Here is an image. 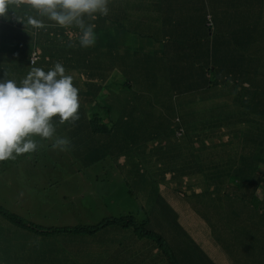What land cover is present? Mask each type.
<instances>
[{
  "label": "rangeland",
  "instance_id": "rangeland-1",
  "mask_svg": "<svg viewBox=\"0 0 264 264\" xmlns=\"http://www.w3.org/2000/svg\"><path fill=\"white\" fill-rule=\"evenodd\" d=\"M127 1V0H126ZM129 5L133 7L137 12L141 13L142 15H146L145 17L149 16L150 21H152L156 13L152 9H145L141 5L142 0H128ZM223 2V1H222ZM25 4H15L10 3L8 5V10L4 16H0V63H3V56L5 54L4 47L10 48V39L11 35H9V31L11 33H17L18 35L24 38L22 43L18 45V50L21 49L22 51L17 53L11 58V63L13 66H18L13 68L14 76L13 78L17 79V86H21V81L26 78L28 72L31 70V66L25 63L28 61V56L30 51L33 50L28 42V37L33 35L34 32L27 29L26 23H28V17H33L29 12L34 10L28 3L23 2ZM213 4V3H212ZM141 10V11H140ZM219 10V8H218ZM214 24L217 25L215 32L217 31H233V34H230L228 39H233V37L237 34L238 44L243 46L238 47V55L240 58L243 59L244 67L248 68L245 74L247 75V81L250 84V76L252 77L253 74L257 71V69H264V40L256 41L254 38V33H251L248 30H241L238 28H234L230 26L227 21L229 22L230 19L224 16L221 20L216 17V12L210 10ZM223 15H227V10L225 7L219 10V13ZM220 13V14H221ZM185 16H191L184 13ZM45 16V15H44ZM196 19L200 18V15L196 16L193 15ZM232 17V14L230 15ZM147 18V20L149 21ZM85 23H93V20H89L85 17ZM79 29L78 27H76ZM75 28V29H76ZM223 28V29H221ZM95 31V29H94ZM262 33L264 35V29H262ZM80 34L77 36L78 44H80ZM62 40L59 45V53L60 56L67 57L70 62H66L65 72H67V68L70 66L71 60L70 57L73 50L66 52L68 49L69 41L65 39ZM65 40V41H64ZM143 37H138V42L143 48L142 44L144 42ZM253 41L254 44H250L249 42ZM35 43V41H34ZM14 45V44H13ZM35 46H39L35 43ZM40 46L43 47V41L40 40ZM39 46V47H40ZM212 47V44L209 40L199 36L198 40L194 42L193 46L185 47L188 54H190L193 58L196 55H202L209 51ZM67 49V50H66ZM147 49V48H145ZM72 51V53H71ZM195 52V55L193 53ZM191 59V57H190ZM191 64V62H190ZM188 64V66H190ZM197 66L194 69H191L189 72H194V77L190 83L182 89V93L177 94L173 93L169 94L167 87H165V91L162 94H159L158 91H150L148 95L143 93L140 87H134L133 89H126L124 88L123 92H121V100L122 97L130 98L132 102V106L128 108V116L127 121L125 122L127 125L126 127H133L128 130H124L123 128L118 127L115 130V135L111 138H106V135L103 134H94L86 140V147L84 151L85 158L81 157L79 159L74 160V158H78L79 155L76 151V148L70 149L69 136L70 135H61L59 132L60 122L59 117L54 118V128L55 131L53 136L50 138H42L40 136H33L32 139L38 145L39 151L38 154L35 156L27 157L19 159V155H15V158L12 161H15L12 164L3 165L0 168V206L4 207V196H8V200L10 202H14V200L19 201L18 192L21 190V195L27 197L26 198V207H27V220L28 224L30 223H38L42 226H53L59 223V220L66 219V222L70 225H80V224H91L96 222V220L100 223L103 219V215L100 214L101 208L100 203L102 201L103 190H98V185L101 187L103 186V181L93 182L91 178L96 177H103V168H110L114 166V161L116 157L114 156L112 150L109 147L102 148L100 146L96 149L95 144L96 141L100 138L107 139V143L109 145L116 143L115 149L118 150V158L120 161L125 160L127 158H132L134 153L141 149L142 152L148 149L146 152L149 151V142L156 136L153 140L154 143L159 141V144L162 142L163 148L161 149L160 156L170 155L173 153L172 147L167 145L170 143V138L173 136L171 134L170 128V121L169 118L165 119L169 121V124L165 125L166 130L164 133L153 134L155 132V128L153 132L150 133L153 127H157L155 122H159V119L163 115H169L170 112L179 111H194V114H198L197 111H211L213 112L219 106H223L225 104L224 100H220L217 102H207L201 103L200 99L196 97V89L198 88V92L202 91L199 87L204 83V79L201 78L203 65L201 63L196 64ZM0 66H3L0 64ZM209 68H212L209 67ZM7 73L10 69L3 68ZM177 74L175 79L178 81L179 79L185 80V75L183 70L180 67L176 69ZM175 71V72H176ZM206 71V70H204ZM73 71L72 69L66 73V75L70 74L72 77ZM208 73V72H207ZM206 73V74H207ZM26 74V75H25ZM131 74H134L133 76ZM205 74V75H206ZM255 75V74H254ZM127 76L130 77L127 80ZM136 76L133 72H127L121 75V80L118 83L122 84L124 81L134 82L132 78ZM20 78V79H18ZM258 78V77H257ZM255 79V78H254ZM5 80V77H1L0 81ZM82 84L85 81V77L79 75L78 77L75 75L73 78V85L79 91L78 84ZM199 83V87H196V83ZM184 82V81H183ZM181 82V84L183 83ZM257 83V89L259 90L262 86L259 79H255ZM120 92V89H119ZM138 93H142L146 99H149L147 104V108L141 109L140 117L136 118L135 113L138 110L139 102L136 99V95ZM177 96V97H176ZM79 97V104L80 108L78 111V119L73 121L65 122L64 125L73 124L78 120H87L88 126L90 120L93 116V111L89 112V99L85 98L84 96ZM120 98L118 100L120 101ZM106 101L108 105H113L115 103L116 94L113 96L104 97L103 95L100 96V102ZM152 103V105H150ZM154 103V104H153ZM156 103V104H155ZM120 106H117L115 109H112V118L122 121V114H125L123 109L124 102L121 101L117 103ZM107 105V106H108ZM176 109V110H175ZM101 119L105 118V114L103 111V115H101ZM154 120V121H153ZM192 120V119H191ZM205 120L204 118L201 119ZM193 121V120H192ZM139 122V123H138ZM131 124V125H130ZM116 125V124H115ZM206 127L203 125L196 126L194 129L198 132L199 135L191 134L189 138L197 136L196 139L198 140V144L202 143H209L204 141V133L209 132V130L205 129ZM167 129L169 130L167 134ZM130 130V134L125 133ZM136 132V134H134ZM137 137V138H136ZM157 137L163 138L164 141L157 139ZM59 138H65L70 143L61 147H53L55 141ZM136 138V139H135ZM151 138V139H150ZM188 138V139H189ZM133 139H135L133 141ZM173 141H181L183 138H178L176 136V132L172 137ZM205 144H203L204 147ZM210 145L209 148L206 150H200L199 153L210 152L211 156L210 159H215L217 164L224 163L229 157L227 156V150L223 148H215L217 142L210 141L208 144ZM118 146V148H117ZM43 147V148H42ZM119 147H121L119 149ZM153 149V147H152ZM105 152L103 159V153ZM115 152V151H114ZM164 152V153H163ZM229 152V151H228ZM30 153V152H29ZM163 153V154H162ZM240 153L245 157V164H250L252 160H255V153L256 151L253 148H249L247 145H244L240 149ZM152 153H147L146 155H142L145 159L153 156ZM207 155V154H206ZM220 158H216V157ZM171 159H174L172 157ZM165 160V159H164ZM197 162L196 160H193ZM103 162L105 166H103ZM201 162H197L195 168H193V173L197 174V177H190V174L185 173L180 177L178 182L170 183L171 191L166 194L167 201L171 204L173 199V195H177V191H174V188L179 189L182 186V191L184 197L186 195L194 194V190L200 187H203L205 190L207 184L206 174L203 170H201ZM156 168V167H155ZM154 166H140V170H137L132 162L127 163L126 167H123V172H119L118 174H137L138 176L143 173H152V169H155ZM168 168L167 173L169 174L167 178H170V174L172 173L170 166L165 167ZM112 174H116V171ZM23 176L27 177H40L42 176L41 181H24ZM238 174H231L230 181L228 185H226V189L229 192L231 187L236 189V185L233 182V179ZM67 178H71L74 180H81V184L79 187H74L70 183H65ZM34 180H39V178H33ZM172 179V178H171ZM103 180V178H101ZM72 181V180H70ZM93 185L92 192L89 194L86 193V190ZM123 187V186H122ZM125 190V189H124ZM139 190V189H138ZM201 189V191H203ZM260 197L264 196V193L259 194ZM65 198L69 199L71 202L70 206H65L64 200ZM124 203L122 205L124 207H129V213L126 216H134L138 222H143V220L149 216L147 212V201L140 197L136 192L134 195L130 196L129 198L123 199ZM95 203V205L93 204ZM219 207L224 208L226 207L229 202L219 200L215 202ZM39 207H41V213L38 214ZM97 207H99L97 209ZM102 207V205H101ZM103 208V207H102ZM203 208V207H202ZM201 208V209H202ZM38 209V210H37ZM174 209L176 212L170 218L168 211ZM206 209V208H205ZM217 215V220L219 221V225L221 226L223 232H212V233H204V231L200 228L197 229L196 222H200L201 220L198 217V211L194 207V200L192 196L187 198V202L185 201H175L174 206L171 204L170 207H161L158 208V223L161 225H165L170 233L173 235V238L177 243H170L168 245V250L170 256L174 259L175 264H264V226L263 225H253V229L243 228L240 227L237 223L238 220L235 219V225L232 221H227L226 215L222 213ZM83 213H85L83 215ZM90 218L88 221H85L84 217ZM106 216V215H105ZM228 222V224H227ZM158 223L153 226L151 225L150 228L154 229L160 235H163L164 226L161 228L158 227ZM218 225V222L215 221ZM75 226V227H76ZM75 227H66L69 229H73ZM52 228V227H46ZM63 228V229H66ZM131 228L125 226H115L113 229H110L108 234H104V231L97 232V236L93 237L90 235H84L85 241H74V244H71L70 239H62L60 244L63 247L72 248L70 251H54L53 253L48 254L47 257H60L61 261L59 264H72L71 262L67 261L68 257H75L76 263L75 264H103L104 261L109 262L110 264H119V262H125V259H121L123 257H130L128 263L126 264H154V252L155 257H160V259H164L166 257L164 253V247L158 245L156 242V249L153 248L150 250L149 248L145 250H141V246L138 245L133 236V227ZM85 234V232H83ZM190 234V235H189ZM221 234V235H220ZM119 239V240H117ZM187 243V249L190 251V257L185 256L184 248L185 243ZM169 244V243H168ZM31 243L29 247H31ZM227 254V256H224ZM37 257H40L37 254ZM104 257V259H103ZM116 257V258H114ZM197 257H206L202 262ZM209 257H213V260H209ZM113 258V259H112ZM115 259V260H114ZM254 262H253V261ZM55 264V263H53ZM163 264V263H162Z\"/></svg>",
  "mask_w": 264,
  "mask_h": 264
},
{
  "label": "trees",
  "instance_id": "trees-1",
  "mask_svg": "<svg viewBox=\"0 0 264 264\" xmlns=\"http://www.w3.org/2000/svg\"><path fill=\"white\" fill-rule=\"evenodd\" d=\"M192 2L193 4L189 10L193 7L192 11L194 15H200L198 20H204V23L206 24L204 26L201 21V25L197 26L203 28V25L205 29H198L197 31H202L200 36H203V38L209 40L212 44L211 49L202 56L203 59L201 66L203 65L204 67L202 69L201 78L204 79V83L199 87V83L197 81L196 87H199L203 90L198 92L197 88L196 97L200 99L201 103L218 102V99H220L224 100L225 104H223V106H219L213 112L197 111L198 114H194V111L184 112L176 109V112H170L167 117L170 121L171 134L174 136L179 127H183L186 133L181 141H173V136L170 138L171 142L167 143V145L172 147L173 153L170 155H165L164 160L163 156H160L161 149L163 148V146L161 147L162 143L159 144V141H157L156 144H153L154 140H150V149L148 152H146L148 149L144 150V152H142L141 149L138 150H140L142 153L140 155V158L142 159L140 164L141 166H147L149 163V166H154V168L156 167L155 169H152V173H145L146 176H144L142 173L143 179H141L140 177L134 178L130 172L127 175L125 174L120 176L115 181L119 185H122L124 189H129V197L134 195L135 192L139 194L138 192L141 190L139 196L146 199V195H143L142 192L148 186L151 188V194L159 196L161 194V188H159V186L163 183V180H166V184L170 186V183L175 182L174 176H182L184 171L188 172L190 175H194L196 173L192 172L193 168L196 167L197 162H201V170H203L206 174L207 184L205 190H203V187L199 186V189H202L203 191L192 196L194 205H197L196 208L201 209L200 206H208L212 207V209L219 208L221 211L226 212L229 221H232V219L233 221H235V219L238 220L239 223L237 224L239 226L240 224H244V220H247L253 225L259 224L264 226V196L260 197L259 195L262 192L264 193V69L258 68L254 73L255 75L253 74L252 77L250 76V84L248 83L247 75L245 74V71L247 72L248 68L244 67L243 59L238 55V47L243 49V46L238 44L237 34L233 37V39H228L226 37H228L230 34H233V31H217L216 33L215 29L217 28V25L214 24L210 11H215L216 17L221 20L224 16L227 17V15H223L221 11V14H219V10L222 9V7H225L227 13L229 14L228 18L230 19V21H227V23L230 26L241 30H248L251 33H254L253 36L256 41H261L264 40V35L262 33V29H264V0H211L210 2L214 5L211 4L210 10L209 7H207L205 0H192ZM29 13L38 20L40 13L37 10L34 9ZM231 14L232 17H230ZM155 19L156 18L151 21L152 30L154 29L153 27L155 24ZM41 22L44 25V27L41 28H37L26 23L27 29L34 32L33 35L28 37V42L34 50L35 43L40 46V40L43 41V47L40 46L42 50L41 60L34 67H40L47 72L53 65V62L56 61L59 54V39L53 35V32L57 33L58 30L53 29L51 25L54 21L48 19L47 16H45ZM172 25L173 30H170L169 25H167L166 28H159L153 31V34L150 36L153 40H155V42L150 41V44L162 42L165 40V38H169L170 42L172 40L174 41V34L176 33L174 29L179 26L181 27V22H176L172 19ZM70 28H72V32L74 33L76 26L72 25ZM9 35H11L13 39H10V48L4 47L5 54L3 56V63H0L3 65L0 66V78L5 77V79L7 78L14 80L17 83V79L13 78L15 77L13 68L18 66L12 65L11 58L22 51L21 49L18 50V45L22 43L24 38H21L22 36L18 35L16 32L12 34L11 31H9ZM123 37L124 40H129V38H127V31H123L120 34V39ZM144 42H146L145 46H147V40H144ZM181 43L182 40L179 41V44ZM249 43L252 45L255 42L250 41ZM126 45L128 47L129 53L134 52V48L132 46L127 43ZM54 48L58 50L57 56L54 52ZM33 50L30 51L28 61H25V63L27 62V64H29L31 67L32 65L30 64L29 57ZM72 50L74 54L71 51L72 56L70 57V60L72 63L71 68L73 71V79L75 75L77 77L81 74L87 76V73L83 72L82 70V63H85L86 60L94 62L97 56H99L100 51H103V48H85L79 45V47H75ZM65 59L66 62H70L67 57H65ZM136 66L138 67L137 64ZM211 66L212 68H209ZM262 67L264 66L262 65ZM3 68L10 69V71L7 73ZM177 68L178 64L172 57H169V60L165 58L164 63L159 67H156L154 70L151 69V65L148 63L143 69H140L141 74L145 78V83L141 85V87H138H140L143 93H146L147 95L150 91L155 92L156 90L159 94H162L163 91H165V87H167L170 96L173 93L181 95L182 89L186 87L192 80L188 81L187 83L186 79L183 80L184 82L181 80L180 82L183 83L179 84V81L175 79ZM155 71H161L163 74V79L156 78L155 83H153L151 76L153 73H155ZM127 72L133 71L126 70V73ZM91 74L92 77H95L98 76L99 73L98 70H93L91 71ZM131 75L133 76V74ZM254 78L259 79L262 84L259 90H256L257 83L255 82ZM126 79L129 80L130 77L127 76ZM127 80L122 84L114 82L112 87H110L111 85H103V98L116 94L115 103L113 105H108L104 99L102 102L99 101L101 96L100 86L87 84L85 81L80 84L79 81L78 87H80L79 90L81 89V91L78 92L85 98L89 99L90 103L88 110L89 112L93 111V116L90 120L89 126L92 127L94 133L103 132V135L107 136L106 138H111L116 134L115 130L118 127L123 128L124 130H131V128H135L131 124L130 125L132 127H126L127 124L125 123L128 120V108L132 106L133 101L128 97H122V100L120 98L121 92H123L125 87L126 89H133L134 87H137L133 84V82H129ZM104 88H109V90L105 92ZM118 98H120V101ZM136 99L139 102L138 110L135 113V116L138 120L141 109H145L147 106H149L147 104L149 99H146L142 93H138L136 95ZM121 101L124 102L123 109L125 111V114H122V121L112 118V109L120 106L117 103H120ZM150 105H152V103H150ZM103 111L106 122L105 119L102 121L100 118V114L103 115ZM202 118L205 120L201 121ZM52 122H54V119ZM199 125H203L206 127V130H209V132L204 133V141L209 143L210 141L217 142L215 148H223L224 150H227V156L229 159H227L223 164H217L215 159H210L211 156L208 155H210L211 151L206 152L207 155L204 153H199L200 150H206L209 148V143L198 144V140L196 139L197 136L189 138V136H191L193 133L199 135L198 132L194 130L196 129V126ZM130 130L125 133L130 134ZM134 134H136V132H134ZM135 139H133V141ZM157 139L161 138L157 137ZM114 144L117 145L116 143ZM114 144H105L106 147H109L112 150L111 152H113L114 156L116 157V160H113L114 166L106 168L108 166L107 165L104 168L112 172L116 171V174H118L119 172H123V167L119 165L117 161L119 160V156L117 154L118 150L115 149ZM203 144H205L204 147ZM244 145H247L249 148H253L256 151L255 160H252L250 164H245V157L240 153V149ZM69 146L70 149L74 148L73 141H71ZM120 148L121 147H119V149ZM38 151L39 148L37 146V149L34 152H30L28 157L37 155ZM147 153H152L154 155L144 159L142 155H146ZM138 154L139 151H136L132 158H127L126 164L132 162L131 160L134 157H138ZM104 155L105 152L103 153V159H105ZM172 157H174V159H171ZM216 158H220L219 155ZM193 160H196L197 162H194ZM169 166L172 171L170 174L172 175V179L170 180L167 178L169 175L167 173L168 168L165 169V167ZM138 168L140 169V167H137V169ZM232 173L238 174V176H235L233 179L236 189L231 187L230 191L228 192L226 185H228L230 181V175ZM150 174H157L156 182H148L149 179L147 177L150 176ZM33 178L36 177H29L28 180L30 179V181H36ZM101 178L96 182L103 181ZM93 182L95 181L92 180V183ZM65 183H70L74 187H79L81 180L77 181L67 178ZM92 183L86 190L87 194L92 192ZM147 183L152 185H147ZM102 185V187L98 185V190L104 188V183H102ZM166 190V192H169L171 189L168 187ZM19 193H21V191ZM219 200L227 201L229 204L226 207L221 208L215 203ZM18 203L19 202L16 201L14 204ZM166 206L169 208L170 204L168 203ZM1 208L0 211L4 215L15 219L22 225L25 224L24 220H20L16 216L5 212L8 211L7 207ZM127 208L128 207L122 208L120 214H118V212L115 210H109L107 208V213H105L106 216H103V219L100 223L97 222L93 225L86 224V226L79 225L73 229L63 230H79L92 234L102 230L103 228H111L117 225H123L131 229L133 227L134 234L139 239H145L151 236L155 237L157 244L164 247V253L166 254V248H168L167 240L163 235H160L157 233V231H154L148 226L157 217V213H155V209H153L154 204L152 201H149L150 209H147L149 216H147L143 222H138L134 216H126ZM100 214L103 215V208L101 209ZM157 221L158 220H156V224L158 223ZM162 226H164L163 231L168 230L165 225L158 223L159 228ZM1 251L2 249H0V252ZM187 257H190V255ZM159 258L160 257H156L155 260H159Z\"/></svg>",
  "mask_w": 264,
  "mask_h": 264
},
{
  "label": "crops",
  "instance_id": "crops-1",
  "mask_svg": "<svg viewBox=\"0 0 264 264\" xmlns=\"http://www.w3.org/2000/svg\"><path fill=\"white\" fill-rule=\"evenodd\" d=\"M141 5L145 7V9H152L155 11V24L154 29L152 30V23L149 19V16L147 18L142 15L141 13L137 12L133 7L129 5V1L127 0H108V8L109 12L107 16H101L99 14L97 15V18L93 21V23L96 25L95 27V36H96V42L94 46H91L92 48L101 47L103 48V51H100L99 56L95 59L94 62L86 60L85 63H82L83 71L87 73V76L85 77V82L87 84L92 85H98L101 87V95H103V85H111L113 86L114 82H118L121 79V75H123V72L126 73V70H131L133 73L136 74L132 78L134 81L133 84L135 86L143 85L145 82V78L141 74L140 69H143L148 63L151 65V69H155L156 67H159L162 65L165 61V58L169 60V57H172L176 60L178 67L181 68V70L185 71V79L186 83L193 79L194 72H189L191 69H194L196 67L197 62L202 63L203 54L202 55H196L194 58L188 54L187 50H185V47H190L194 45V42L198 40L200 34L202 31H197L198 29H205L204 26L206 25L204 23V20L202 21V27L197 26L201 25L200 20H195L196 18L193 16L194 13L192 11V8L189 10V8L192 6L193 2L192 0H142ZM207 7L211 6V0H205ZM215 1V0H213ZM214 5V4H213ZM217 5V4H216ZM141 11V10H140ZM184 13L191 16H185ZM220 14V13H219ZM46 16V15H45ZM42 15L41 20L45 17ZM229 14L227 13V17ZM203 17V15H202ZM172 19L176 22H181V27H176L174 31L176 33L174 34L175 40L171 41L169 38H165L164 41L159 43H151L155 42L151 38L150 35L153 34V31L159 29V28H166L167 25H169V29L173 30L172 25ZM202 19V18H201ZM154 22V21H153ZM53 29H57L58 32H53V35L58 37V45H60V42L65 39L66 41L69 40L68 51L75 47H79L80 44H78L77 36L80 34V29H75L74 35L72 34V28L70 27H61L57 25L55 22L51 25ZM123 31H127V38L129 40H124V37L120 39V34ZM138 37H143L144 39H147V46H145L146 42H143L141 48ZM203 37V36H202ZM64 40V41H65ZM182 40V43L179 44V41ZM129 44L134 48V52L129 53L128 47L126 43ZM147 48V49H145ZM54 52L56 53L58 50L54 48ZM195 55V52L193 53ZM191 57V59H190ZM60 62L63 67L65 68L66 65V59L64 56H60V53L57 56L56 61L53 62V65L50 68H53L55 63ZM191 62V64H190ZM106 64V65H103ZM138 65V67L136 66ZM190 64V66H188ZM71 65L67 68V72H69L71 68ZM136 66V67H135ZM49 68V69H50ZM98 70V76L92 77L91 71ZM112 71V72H111ZM65 72V74L67 73ZM68 75V74H67ZM134 75V74H133ZM156 78L163 79V74L161 71H155L153 75L151 76V79L153 83H155ZM182 79H179L178 83L180 84ZM109 88H104V91L107 92ZM100 101V98H99ZM58 118V117H57ZM100 118L101 114H100ZM105 122H106V118ZM159 119V122H155V125L157 127H153L150 133L153 132V129L155 128V132L153 134L158 133H164L166 130L165 125L169 124L168 121L165 119H168L166 115L161 116ZM59 132L61 135H70L69 139L70 141H73L74 148H76L77 153H79V158H85L84 151L86 147V140L91 136H94L92 127L88 126L87 120H78L74 122L73 124H67L64 125L60 123ZM169 130L167 129V134ZM94 134H103V132H97ZM156 136H154L155 138ZM152 138V140L154 139ZM161 138L160 140H162ZM104 143V144H103ZM105 144H107V139H98L96 141L95 147L99 148L102 146V148H105ZM38 146V145H37ZM139 151L138 157H134L131 161L132 164L135 167H140L142 159L140 158V155L142 154ZM29 153L19 155V159L27 158ZM78 158V159H79ZM76 160V159H74ZM119 165L122 167H126L127 159L125 160H117ZM15 161H12V159L2 161L0 162V168L3 165L12 164ZM149 164V163H148ZM103 166H105V163L103 162ZM137 170H140L139 168ZM107 172V173H105ZM113 172L103 168V183L104 188L103 190V198L100 203V206L103 207V216L105 213H107L106 209L109 210H115L120 214V211L124 206L122 203H124L123 199L129 198L128 191L129 189H125L122 187V185H119L115 180L118 179L120 176L125 175L124 173L121 175L118 174H112ZM185 173H188L184 171L183 175ZM189 174V173H188ZM134 178L140 177L143 179L142 173L138 176L137 174H131ZM146 176L145 174H143ZM157 174H150L147 178L149 179L148 182H156ZM180 176H174V179L177 181L180 180ZM190 177H197V174L190 175ZM24 181H28L27 176L21 177ZM39 178V181H41L42 176L36 177ZM101 177H96L94 175V178H91L93 181H98ZM172 178V175H170L169 180ZM37 181V180H36ZM166 180H163V183L160 184L159 188H161V194L159 196H155L150 193L151 188L148 186L142 193L143 195H146L147 205L149 208V201L151 200L154 204L155 213H157L158 208L161 209V207H167L166 205L169 203L167 201L166 192L167 188L170 186L166 184ZM147 185H152L147 183ZM182 186L179 187V189L174 188V191H177V195H173V199L171 201V204L174 206L175 201H185L187 202V198L190 196H193L197 193L201 192V189L197 188L194 190V194L186 195L187 197H184L181 195L183 193ZM21 191V190H19ZM141 191V190H140ZM140 191L138 192L140 194ZM171 191V190H170ZM169 191V192H170ZM180 192V193H178ZM130 193V192H129ZM138 194V195H139ZM19 196V203L14 204V202H10L8 200V196H4V207H7L8 214H12L19 218L20 220H24L25 224L22 225L20 222L16 221L15 219H12L10 217H7L0 211V249L2 251L0 252V264H59L61 261L60 257H47L48 254L53 253L54 251H70L69 247H63L60 244V241L62 239H70L71 244H74V241H85L84 235H90V236H97L96 233H87L85 231H79V230H63V228L66 227H75L76 225H70L66 222V219L59 220L60 222L53 225V226H42L38 223H30L28 224V218H27V207H26V198L25 196H22L21 193L18 192ZM65 206H70L71 202H69L68 198H65L64 200ZM95 205V203H93ZM170 204V203H169ZM170 204V205H171ZM197 205H194L195 209L198 211V217L201 220L200 222H196L197 229L200 230V228L204 231V233H212V232H223L221 226L219 225V221L217 220V215L221 213V210L219 208L212 209V207H203L200 206L202 209L196 208ZM101 207V209H102ZM128 207V206H126ZM1 208V206H0ZM99 207H97L98 209ZM206 208V209H205ZM2 209V208H1ZM6 209V208H4ZM38 210V209H37ZM41 207H39L38 214L41 213ZM129 207L127 208V213H129ZM175 210L172 209L168 211V214L170 218H172V215L175 214ZM226 215L227 221H229V218L226 214V212H222ZM85 213H83L84 215ZM217 214V215H215ZM157 217L155 220L150 223L148 226L156 225V220L158 219V214H156ZM85 221H88L90 218L87 216L84 217ZM215 221L218 222V225L215 223ZM98 221L91 223L89 225H93L97 223ZM233 224L235 225V221H233ZM228 224V222H227ZM86 226V224H80ZM79 226V225H78ZM118 226V225H117ZM46 227H52V228H46ZM77 227V226H76ZM115 227V226H114ZM111 228H103L102 230L98 231H104V234H108ZM200 227V228H199ZM240 227L243 228H249L253 229L251 223H249L247 220H244V224H240ZM69 229V228H66ZM131 230V229H130ZM154 230V229H153ZM155 231V230H154ZM85 232V234L83 233ZM134 234V231H133ZM190 235V234H189ZM221 235V234H220ZM134 241L141 246V250H145L149 248L150 250L154 247L156 249V238L155 237H149L145 239H139L135 234ZM163 236L169 243H177L175 239L173 238V235L168 230L167 232H163ZM119 240V239H117ZM32 244L31 247H29V244ZM185 243L184 253L187 258L188 255H190V251L187 249V243ZM167 246V245H166ZM168 247V246H167ZM153 248V251H154ZM168 248H166V257L164 259L155 260V252H154V264H175L174 259L170 256ZM37 254L40 257H37ZM169 257H168V256ZM224 256H227V254H224ZM116 258V257H114ZM130 257H123L121 259H125V262H119V264H126L128 263ZM158 258V257H157ZM169 258V260H168ZM201 262L206 257H197ZM213 257H209V260H213ZM104 259V257H103ZM113 259V258H112ZM115 260V259H114ZM67 261L71 262L72 264L76 263L75 257H68ZM214 261V260H213ZM253 261V260H252ZM215 262V261H214ZM254 262V261H253ZM103 264H110L107 261H104Z\"/></svg>",
  "mask_w": 264,
  "mask_h": 264
},
{
  "label": "clouds",
  "instance_id": "clouds-1",
  "mask_svg": "<svg viewBox=\"0 0 264 264\" xmlns=\"http://www.w3.org/2000/svg\"><path fill=\"white\" fill-rule=\"evenodd\" d=\"M23 2L25 0H0V16L6 14L10 3L19 5ZM26 2L40 13L38 20L28 17V24L37 28L44 27L41 18L42 15H46L61 27L75 25L81 30L80 45L85 48L94 46L96 42L94 32L96 25L86 24L85 17L94 21L97 18L96 14L107 16L109 12L108 0H26ZM72 34L74 35L73 32ZM65 71L63 65L57 62L47 72L40 67L32 66L26 78L21 81V86L7 78L0 81V162L14 159V154L34 152L37 144L32 137H52L55 131L52 123L54 118L59 117L61 124L79 118L78 96L82 94L74 87L72 77L66 75ZM69 143L67 139L59 138L53 147Z\"/></svg>",
  "mask_w": 264,
  "mask_h": 264
},
{
  "label": "built area",
  "instance_id": "built-area-1",
  "mask_svg": "<svg viewBox=\"0 0 264 264\" xmlns=\"http://www.w3.org/2000/svg\"><path fill=\"white\" fill-rule=\"evenodd\" d=\"M41 56H42V51L39 47H36L33 52L31 53L30 57H29V61L30 64L32 66H35L40 60H41ZM33 61V63H32ZM185 135V130L183 127H179L176 131V136L178 138H182Z\"/></svg>",
  "mask_w": 264,
  "mask_h": 264
}]
</instances>
